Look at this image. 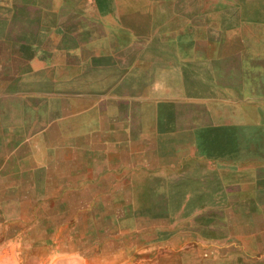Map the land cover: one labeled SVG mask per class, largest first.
I'll use <instances>...</instances> for the list:
<instances>
[{"label": "crops", "instance_id": "obj_1", "mask_svg": "<svg viewBox=\"0 0 264 264\" xmlns=\"http://www.w3.org/2000/svg\"><path fill=\"white\" fill-rule=\"evenodd\" d=\"M137 4L0 0V248L60 208V259L264 264V0Z\"/></svg>", "mask_w": 264, "mask_h": 264}, {"label": "rangeland", "instance_id": "obj_2", "mask_svg": "<svg viewBox=\"0 0 264 264\" xmlns=\"http://www.w3.org/2000/svg\"><path fill=\"white\" fill-rule=\"evenodd\" d=\"M128 1L129 5H127V8H125L126 10L137 11L138 9H141V6L137 4V2L141 0ZM120 7L122 6H118V9H120ZM143 11L147 12L148 10L147 8H144ZM116 209L119 210L121 208H115V210ZM136 209L137 208H132V211L134 212L130 211V213H114V240L120 238H131V236H126L135 233L140 215L148 218H154L155 216L152 211H149L148 213L146 212V214H141L137 213ZM36 215L37 216L34 215L33 217V229L31 231L27 230V233L20 235L23 241H17L14 244L11 243L0 248V264H153L151 260L145 259L152 255L149 253V251H146V253H141V256L138 255L136 249L139 248V250H143V247H140V241L136 239V237L131 238V240L127 242H120L119 240L113 241L111 243L107 242L103 247L101 244L105 242V239L85 234L80 236L82 239L80 246L82 249H84L85 253L93 254L91 251L95 249L98 251L100 248L104 249L105 251L108 250L109 253H111V250L113 249L114 251L116 250V253L114 255H102L100 252H95L97 257L89 261L81 260L74 262L68 259H60V240H57V238L60 237V208H47V210L43 209L42 213H37ZM62 217L71 218V214L64 213L62 214ZM81 220L87 221L83 217ZM89 221L92 222L91 220ZM165 222L169 221L166 220ZM82 226H84V223ZM145 226L147 225L145 224ZM3 231V236L6 238V236H13L17 230L15 228H7ZM85 231L86 225L84 228H82V233ZM30 232L32 233L34 240L32 247L28 243L26 245L24 244V237H27L28 240V233ZM45 237H48V244H40V240H45ZM148 247L151 248L152 246L145 245V249ZM124 248L129 249L124 250L125 252L123 251V253L120 252Z\"/></svg>", "mask_w": 264, "mask_h": 264}]
</instances>
